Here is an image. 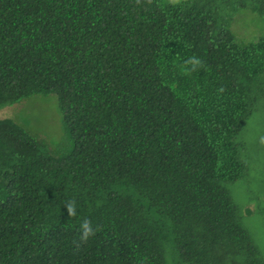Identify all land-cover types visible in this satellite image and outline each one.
<instances>
[{
    "label": "trees",
    "instance_id": "16d2710c",
    "mask_svg": "<svg viewBox=\"0 0 264 264\" xmlns=\"http://www.w3.org/2000/svg\"><path fill=\"white\" fill-rule=\"evenodd\" d=\"M244 9L264 0H0V108L55 94L71 142L0 118V264H264L229 187L264 115ZM84 218L100 230L81 245Z\"/></svg>",
    "mask_w": 264,
    "mask_h": 264
},
{
    "label": "rangeland",
    "instance_id": "374dc122",
    "mask_svg": "<svg viewBox=\"0 0 264 264\" xmlns=\"http://www.w3.org/2000/svg\"><path fill=\"white\" fill-rule=\"evenodd\" d=\"M231 29L242 43L256 40L264 35V17L244 9L235 15ZM0 118H11L26 126L60 151L70 147L55 94H38L4 106L0 108ZM236 140L242 143L241 157L248 167L241 180L230 184V193L253 241L264 253V115L260 109L252 112Z\"/></svg>",
    "mask_w": 264,
    "mask_h": 264
},
{
    "label": "clouds",
    "instance_id": "9594fccd",
    "mask_svg": "<svg viewBox=\"0 0 264 264\" xmlns=\"http://www.w3.org/2000/svg\"><path fill=\"white\" fill-rule=\"evenodd\" d=\"M152 2L153 0H135V4L137 6L150 5ZM181 2L182 0H170V3H172L174 6L179 5ZM203 66V61L200 58L191 56L184 61L183 65L181 66V70L185 75H190L192 72L202 69ZM220 90L222 91V89ZM64 207L69 218H74L77 216V202L75 199L65 201ZM99 230V226L93 227L92 221L88 218H84L80 223L79 243L81 245L86 244L89 238L95 236Z\"/></svg>",
    "mask_w": 264,
    "mask_h": 264
}]
</instances>
